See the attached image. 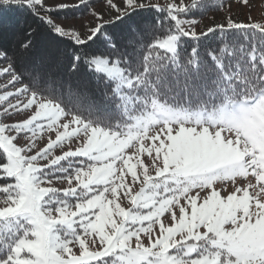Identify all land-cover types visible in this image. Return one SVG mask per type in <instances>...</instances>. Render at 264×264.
<instances>
[{"label": "snow or ice", "instance_id": "6c2138e0", "mask_svg": "<svg viewBox=\"0 0 264 264\" xmlns=\"http://www.w3.org/2000/svg\"><path fill=\"white\" fill-rule=\"evenodd\" d=\"M0 264H264V16L0 0Z\"/></svg>", "mask_w": 264, "mask_h": 264}, {"label": "rangeland", "instance_id": "374dc122", "mask_svg": "<svg viewBox=\"0 0 264 264\" xmlns=\"http://www.w3.org/2000/svg\"><path fill=\"white\" fill-rule=\"evenodd\" d=\"M217 3H220V1ZM93 5L99 10L103 7V0H93ZM225 14L226 10L210 11L205 17L197 19L201 20V26L211 25L213 23L210 19L211 17H215V21L220 22L223 20ZM232 15L234 19H239L241 21H246L249 15L255 19H259L264 16V0H250V7H245L242 4H238L236 0H232ZM87 19L88 17H84V22H87ZM69 22L78 24L80 23V19L77 18Z\"/></svg>", "mask_w": 264, "mask_h": 264}, {"label": "trees", "instance_id": "16d2710c", "mask_svg": "<svg viewBox=\"0 0 264 264\" xmlns=\"http://www.w3.org/2000/svg\"><path fill=\"white\" fill-rule=\"evenodd\" d=\"M220 0H213V3H217V2H219ZM210 11H213V10H209L207 13H209ZM206 15H204L203 17H205ZM197 18H202V17H197Z\"/></svg>", "mask_w": 264, "mask_h": 264}]
</instances>
